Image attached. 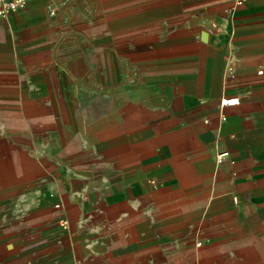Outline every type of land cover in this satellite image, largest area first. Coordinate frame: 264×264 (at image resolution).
<instances>
[{"label": "crops", "instance_id": "1", "mask_svg": "<svg viewBox=\"0 0 264 264\" xmlns=\"http://www.w3.org/2000/svg\"><path fill=\"white\" fill-rule=\"evenodd\" d=\"M0 264H264V0L0 18Z\"/></svg>", "mask_w": 264, "mask_h": 264}, {"label": "built area", "instance_id": "2", "mask_svg": "<svg viewBox=\"0 0 264 264\" xmlns=\"http://www.w3.org/2000/svg\"><path fill=\"white\" fill-rule=\"evenodd\" d=\"M235 4H241L244 0H233ZM27 0H0V18H6L11 13L22 9ZM52 12V10L50 11ZM239 103L238 96H231V97H223L220 100V104H237ZM226 150H221L216 155V161L218 163L222 162L223 159L227 156ZM59 207V204H56ZM59 224L65 228L67 226V220L65 218L59 219Z\"/></svg>", "mask_w": 264, "mask_h": 264}]
</instances>
